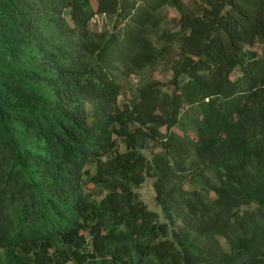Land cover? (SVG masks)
I'll return each mask as SVG.
<instances>
[{"label":"trees","instance_id":"1","mask_svg":"<svg viewBox=\"0 0 264 264\" xmlns=\"http://www.w3.org/2000/svg\"><path fill=\"white\" fill-rule=\"evenodd\" d=\"M95 1L0 0V264H264V0Z\"/></svg>","mask_w":264,"mask_h":264},{"label":"rangeland","instance_id":"2","mask_svg":"<svg viewBox=\"0 0 264 264\" xmlns=\"http://www.w3.org/2000/svg\"><path fill=\"white\" fill-rule=\"evenodd\" d=\"M189 1V0H187ZM93 3L96 4V1L93 0ZM163 13H166L168 17L178 16L179 12L176 7L172 5H166L163 9ZM116 21V16L113 14H105V13H97L93 17L90 22V26L94 29H111L113 27L114 22ZM239 73V70H236L234 76ZM165 83L166 87H171L169 83L170 72H168L165 68H161L157 74ZM139 81V77L136 75H132L127 84H125L122 93L120 94V102L126 101L133 95V89ZM122 148H125L124 143H122ZM147 155H151L153 148H145L143 149ZM136 191L139 192L141 198L148 204V206L152 209H155L159 212V216L161 219L165 218V215L162 211L161 205H159L155 198V189L153 184L149 178H147L140 186L135 188ZM101 195H99L100 197Z\"/></svg>","mask_w":264,"mask_h":264}]
</instances>
